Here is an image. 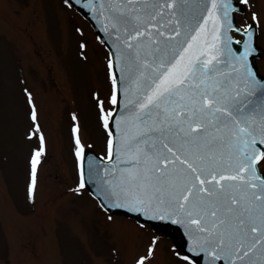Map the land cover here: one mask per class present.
Returning a JSON list of instances; mask_svg holds the SVG:
<instances>
[{
    "label": "snow or ice",
    "instance_id": "snow-or-ice-1",
    "mask_svg": "<svg viewBox=\"0 0 264 264\" xmlns=\"http://www.w3.org/2000/svg\"><path fill=\"white\" fill-rule=\"evenodd\" d=\"M210 4L100 0L117 54L108 63L110 103L123 104L116 119L98 100L109 137L106 158L119 162L112 180L103 181L105 207L181 225L188 238L185 252H177L183 264H264V79L249 62L252 26L242 33L247 40L233 41L228 33L240 30L230 13L237 9L231 0ZM114 69L123 73L119 82ZM31 118L37 119L35 109ZM113 120L120 127L115 138ZM40 141L30 194L43 136ZM75 143L83 162L78 136ZM97 167L89 163L90 179ZM85 186L82 164L78 188ZM154 254L150 246L136 264H148Z\"/></svg>",
    "mask_w": 264,
    "mask_h": 264
},
{
    "label": "rangeland",
    "instance_id": "rangeland-1",
    "mask_svg": "<svg viewBox=\"0 0 264 264\" xmlns=\"http://www.w3.org/2000/svg\"><path fill=\"white\" fill-rule=\"evenodd\" d=\"M244 5L238 24L244 29L255 14L264 75V0ZM67 6L64 0H0V264H136L150 246L155 254L148 264H183L171 242L153 245L148 227L105 215L78 189L75 141L83 138L104 155L108 134L98 100L105 112L112 110V81L106 53ZM40 136L43 154L30 194Z\"/></svg>",
    "mask_w": 264,
    "mask_h": 264
},
{
    "label": "water",
    "instance_id": "water-1",
    "mask_svg": "<svg viewBox=\"0 0 264 264\" xmlns=\"http://www.w3.org/2000/svg\"><path fill=\"white\" fill-rule=\"evenodd\" d=\"M70 1L72 3H74L78 7V10L92 22L93 26L95 27V29L99 33L102 41L110 49L112 56H113V62H115V57L117 54L115 52V45L113 44L114 38L109 35V32L105 31L104 18L99 15L100 0H91V2H90V0H70ZM74 1H76V3ZM231 2H232V0H231ZM94 8H95V11L93 10ZM252 46H253L255 52L258 53V51H259L258 48L255 45H252ZM252 63L253 62L251 59V64ZM114 71H115V74H116V76L118 78V82H119V79L123 76V73H121L120 71L115 70V69H114ZM119 99L122 100L123 98L119 97ZM122 113H123V104L121 103V104L117 105V108L115 111L116 119H118L119 116L122 115ZM112 123L114 125V129H113L114 134H116L118 136L120 133V127L117 125L115 120H113ZM103 165H105V164H103ZM103 167L104 168H101V169H106V165ZM86 174H87V178H86L87 179V185L89 187H91L90 188L91 191L94 192L96 195L100 191H102L104 188L107 187V184L103 183V181L101 180L100 174H98L96 171L94 173H92V178L90 179L89 178V167H87ZM97 196H99V195H97ZM111 211H114L115 213H118V214L128 215L137 221L149 224L155 232H157L158 234H160L162 236L172 238L176 244H177V235L182 234V236L184 237L183 243L179 244V245L177 244V247L182 252H185L187 245H188V238H187L185 229L181 225L172 224V223L168 224L167 220H165V221L150 220V219H149V221L141 220V218H139L138 216L129 215L128 214L129 212H126L123 210L111 209ZM173 230H176V232H173Z\"/></svg>",
    "mask_w": 264,
    "mask_h": 264
}]
</instances>
